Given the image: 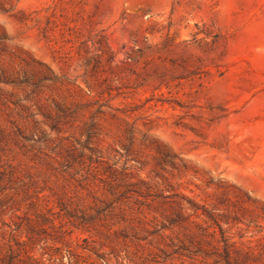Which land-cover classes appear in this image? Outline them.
<instances>
[{
    "label": "rangeland",
    "instance_id": "1",
    "mask_svg": "<svg viewBox=\"0 0 264 264\" xmlns=\"http://www.w3.org/2000/svg\"><path fill=\"white\" fill-rule=\"evenodd\" d=\"M0 4V259L264 264V0Z\"/></svg>",
    "mask_w": 264,
    "mask_h": 264
},
{
    "label": "trees",
    "instance_id": "2",
    "mask_svg": "<svg viewBox=\"0 0 264 264\" xmlns=\"http://www.w3.org/2000/svg\"><path fill=\"white\" fill-rule=\"evenodd\" d=\"M0 10L1 11H5L4 10V8H3V6H1V4H0ZM12 257L10 256V255H8L7 257H6V259L5 258H1L0 259V264H14L13 262H12ZM23 263H28V264H44V263H42V262H40V261H36L35 259H33L32 257H27L26 259H25V261H23Z\"/></svg>",
    "mask_w": 264,
    "mask_h": 264
}]
</instances>
